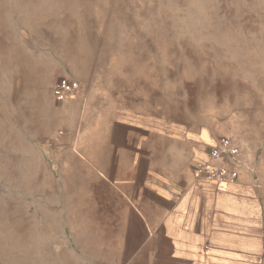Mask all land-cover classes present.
Wrapping results in <instances>:
<instances>
[{
    "label": "rangeland",
    "instance_id": "obj_1",
    "mask_svg": "<svg viewBox=\"0 0 264 264\" xmlns=\"http://www.w3.org/2000/svg\"><path fill=\"white\" fill-rule=\"evenodd\" d=\"M120 107L264 176V0H0V264H130L105 215Z\"/></svg>",
    "mask_w": 264,
    "mask_h": 264
},
{
    "label": "crops",
    "instance_id": "obj_2",
    "mask_svg": "<svg viewBox=\"0 0 264 264\" xmlns=\"http://www.w3.org/2000/svg\"><path fill=\"white\" fill-rule=\"evenodd\" d=\"M151 115L120 107L121 125L105 127V215L116 246L130 264H264V176L245 147L237 141L241 155L229 165L235 183L205 182L193 167L216 140Z\"/></svg>",
    "mask_w": 264,
    "mask_h": 264
},
{
    "label": "built area",
    "instance_id": "obj_3",
    "mask_svg": "<svg viewBox=\"0 0 264 264\" xmlns=\"http://www.w3.org/2000/svg\"><path fill=\"white\" fill-rule=\"evenodd\" d=\"M78 93V87L71 82H58L52 89L55 101L61 102L73 98ZM241 155L239 143L232 137L218 138L208 149L207 160L195 162L193 171L196 178L208 183H235L237 171L229 165Z\"/></svg>",
    "mask_w": 264,
    "mask_h": 264
}]
</instances>
